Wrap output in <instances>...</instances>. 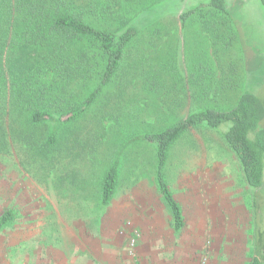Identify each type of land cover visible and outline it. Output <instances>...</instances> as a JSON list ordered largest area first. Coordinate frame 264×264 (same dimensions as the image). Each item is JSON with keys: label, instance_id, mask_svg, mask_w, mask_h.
<instances>
[{"label": "rangeland", "instance_id": "rangeland-1", "mask_svg": "<svg viewBox=\"0 0 264 264\" xmlns=\"http://www.w3.org/2000/svg\"><path fill=\"white\" fill-rule=\"evenodd\" d=\"M134 1L140 0L121 3ZM200 1L158 3L155 9L171 32L162 36L161 53L155 48L146 50L144 66L161 58L162 66L171 64L177 74L181 48L173 33L180 30V13L211 0ZM229 6L230 18L235 15L241 20L246 49L253 47L246 58L252 66L247 70L249 89L264 100V8L260 0H235ZM185 40L184 56L198 64L207 41L191 33ZM37 55L12 38L0 52V216L8 211L12 214L0 230V264H81L80 244L87 243L93 254L92 239L101 232L92 230L98 223L94 221L100 211L109 208L102 199L106 173L118 161V177H156L157 144L146 135L169 127L170 121L157 113L171 111L163 102L149 107L151 101L142 96L141 72L128 58L118 80L95 107L60 125L52 135L55 121L34 122V102L26 100L46 80L41 78L44 74L33 75ZM231 57L235 69L242 68L236 64L237 57ZM49 74L52 80L56 72ZM71 85L70 89L77 88ZM36 93L31 91L33 96ZM41 103L54 105L52 101ZM152 113L158 117L152 118ZM225 142L223 134L200 126L179 136L169 150L165 177L187 220L175 232L174 248L184 257L183 264H251L255 256L264 264V186L258 194L248 186L238 158L228 160L233 151H226ZM150 189L152 201L161 205L154 185ZM78 208L83 224L71 222L69 214ZM82 225L89 230L78 229ZM124 251L132 264H142L138 256Z\"/></svg>", "mask_w": 264, "mask_h": 264}, {"label": "trees", "instance_id": "trees-1", "mask_svg": "<svg viewBox=\"0 0 264 264\" xmlns=\"http://www.w3.org/2000/svg\"><path fill=\"white\" fill-rule=\"evenodd\" d=\"M117 1L0 0V52L3 43L11 38L14 43L37 51L33 75L44 74L41 78L46 80L32 89L36 95H31V90L26 100L34 102V122L55 121L52 135H56L60 125L95 107L104 91L118 80L128 58L141 72V82L146 50L158 49L162 36L171 32L155 9L161 0H140L127 5ZM260 1L264 8V0ZM210 6L228 13L225 0L204 1L180 15L183 27L193 19L189 18L193 13ZM51 70L56 72L52 80L48 78ZM70 85L77 88L70 89ZM50 101L54 105L42 106L41 102ZM226 124L230 127L223 136L238 157L248 186L258 194L264 186V100L257 94L246 90L229 110L204 106L162 131L146 135L157 144L155 182L176 230L185 227V217L164 173L169 150L179 136L192 128H221ZM118 165L116 161L105 175L104 203H109L114 192ZM11 216L9 211L0 216V230ZM251 264H262V260L255 256Z\"/></svg>", "mask_w": 264, "mask_h": 264}, {"label": "crops", "instance_id": "crops-1", "mask_svg": "<svg viewBox=\"0 0 264 264\" xmlns=\"http://www.w3.org/2000/svg\"><path fill=\"white\" fill-rule=\"evenodd\" d=\"M234 1L225 0L228 13L217 8L205 7L193 13L189 17L193 19L187 22L184 27L181 22L180 30L178 29L173 33L177 46L180 45L181 48V58L178 54L176 59V64L179 63L177 74L171 64L163 67L161 58L151 59L149 64L144 66L142 96H147V99L151 101L149 107L151 104L161 102L169 106L171 111L169 114L157 113V115L163 114L166 120L170 121L169 125L204 106L218 110H229L239 102L240 97L246 90L250 91L249 71L247 70L252 66H248L246 58L248 59L251 56L250 54L253 53V47L250 46L246 49L241 20L235 15L230 18L229 13L232 12L229 4ZM187 33L196 34L199 38H205L207 41L204 51H201L204 56L199 57L198 64L193 61L192 57L187 59L182 52L185 49V35ZM240 35L242 36L240 39L242 44L239 41ZM233 42H235V45H232ZM162 48L163 46H159V53L162 52ZM232 54L237 57L236 64L242 68L235 69ZM231 61H233V64ZM158 109L160 108L158 107ZM155 116L156 114L152 118H155ZM208 127L217 133L223 134L230 125L226 124L221 128ZM225 149L227 152L232 150L227 141L225 142ZM230 158L237 159L238 157L233 151L228 160ZM151 185H154L153 190L158 192L162 206L159 203V205H155L152 201ZM174 195L180 203L175 192ZM79 210L78 208L75 211L77 213L73 212L69 215L71 222L83 224L84 220L79 217L81 216ZM183 214L185 217L184 210ZM197 214L199 216L203 215L201 212H197ZM98 215L99 218L94 221L98 223H94L95 228L92 230L101 231L100 235L97 234L92 239L94 241L92 255L87 249L89 248L87 243L82 242L80 244L79 259L81 264H123V262H125L124 264H132V261L129 258L127 259L124 251V237L119 234L123 222L127 219L132 220L142 232L137 252L142 264L184 263V257L179 255L174 248V246H177L178 241L175 232L179 230L174 228L173 217L169 207H166L160 191L157 189L155 176L153 178H148V176L137 178L133 175L117 177L116 186L109 201V208L100 211ZM199 220L203 221V218ZM186 225L187 220L185 217ZM78 227L83 231L89 230V228L85 229V225ZM107 229L110 233L104 232ZM193 263L195 264V262Z\"/></svg>", "mask_w": 264, "mask_h": 264}, {"label": "built area", "instance_id": "built-area-1", "mask_svg": "<svg viewBox=\"0 0 264 264\" xmlns=\"http://www.w3.org/2000/svg\"><path fill=\"white\" fill-rule=\"evenodd\" d=\"M119 234L126 240L125 248L127 253L131 257L136 258L138 256L137 249L139 240L142 236L140 228L136 226L132 220H126L123 222V225L119 230Z\"/></svg>", "mask_w": 264, "mask_h": 264}]
</instances>
